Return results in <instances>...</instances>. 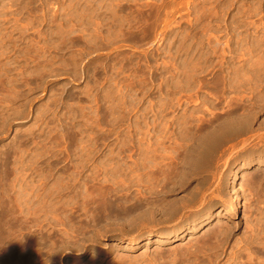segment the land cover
<instances>
[{"label":"rangeland","instance_id":"rangeland-1","mask_svg":"<svg viewBox=\"0 0 264 264\" xmlns=\"http://www.w3.org/2000/svg\"><path fill=\"white\" fill-rule=\"evenodd\" d=\"M226 134L209 172L180 152L190 184L178 196L186 201L201 181L210 200L197 230L157 221L138 234L129 222L113 236L105 227L81 250L68 244L59 264H182L191 255L196 264H264V166L243 170L264 156V0H0V198L18 196L23 215L8 223L28 230L17 235L59 238L64 212L79 215L85 192L155 198L150 175L168 174L171 163L162 157ZM219 228L231 230L229 241L200 248ZM164 231L172 243L145 245ZM134 238L142 244L129 246ZM53 253L34 252L31 264Z\"/></svg>","mask_w":264,"mask_h":264},{"label":"bare ground","instance_id":"bare-ground-1","mask_svg":"<svg viewBox=\"0 0 264 264\" xmlns=\"http://www.w3.org/2000/svg\"><path fill=\"white\" fill-rule=\"evenodd\" d=\"M215 129V128H214ZM231 138L229 134L223 135L220 137L215 143H212L205 147L208 148L206 154L205 151H199L200 147L198 145L195 148H190L187 144L179 146L177 151L174 150V157L171 159H166L162 157L163 160H171V163H166L165 166L168 168V174L163 172V176L157 177L155 173H151L150 180L152 182L151 195H154L155 198H150L145 200H138L135 198H130L128 193H123L118 190H109L104 189L97 192H85L83 194H79V196L83 199V205L80 206L77 213L81 211L79 215H71L64 212L63 217L64 220L61 222V226L64 227V230L59 233L61 236L59 238H53L50 234H45L43 230L30 231L29 235L22 236L17 235V233H23L24 229L21 226H17L16 224L8 223L9 220H12V217L18 218L23 215V211L21 210V205L18 202V196L15 197V200L12 198H8V205H6L2 199L0 198V264H31L33 262L32 254L34 252H41L46 248H50L54 253H59L62 249L69 248V245L73 246L72 250H81L84 246L86 247V241H90L92 243L96 242L98 239V233L101 229L105 227H111L110 232L115 236L118 233L116 227L128 225L129 222L133 229L130 230L131 233L140 234L144 228L146 227H155L157 221L160 223L163 222H174L181 221L186 225L191 226H182V228H186L185 230L190 229V227H196V230L199 227L201 222L196 223V218L201 217L203 214V209L206 206V202L210 201L208 195L206 193L201 192L200 184L201 181L193 187V189L189 190L187 195V200L184 201V197L180 198L178 196L179 192L188 190V185L190 184L188 179V184L184 181V170L183 160L187 159L189 155V160L198 163V160L202 162L204 169L209 172L211 169H214L215 165H218L216 162V155L218 151L221 149V144H223V139ZM221 145V146H219ZM154 147V144L151 145V162L153 168L157 165L158 153L159 151ZM184 154V159L180 158V152ZM165 153V150H163ZM225 153H223L224 155ZM246 161V160H245ZM255 164V165H253ZM264 166V156H256L255 159L248 160L243 164V170H250L254 166L260 167ZM210 169V170H209ZM242 170V169H241ZM240 169L234 170L230 176H228L231 182H235L237 179L241 177ZM193 181H198L194 176ZM163 178V185L165 186L160 194L154 192L155 186H158L159 179ZM260 178L257 174L255 179ZM251 178H247L244 183H239V188H236L235 195L236 198H242L241 189L246 188L248 186V182H250ZM205 180L207 182H205ZM204 182L211 183L209 178L205 179ZM261 181L264 178H260ZM231 184V183H230ZM229 184V185H230ZM87 184H85V187ZM226 187V184H225ZM228 188V185H227ZM229 189V188H228ZM213 194H215L213 192ZM229 195V193H228ZM216 197L213 195V198ZM223 197L224 194H223ZM186 198V196H185ZM73 201L76 202L78 199L73 197ZM158 199L159 201H157ZM212 203L216 204L215 200H211ZM59 204H55L54 208H58ZM73 205V204H72ZM199 208V212H195L196 215L194 217L188 212V209L193 206ZM235 205V204H233ZM242 206V204H241ZM197 210V211H198ZM206 213V212H205ZM231 213V212H227ZM204 215V214H203ZM206 215V214H205ZM233 215V214H230ZM157 216H161V219H157ZM149 217V222L147 221ZM86 222V225L84 224ZM91 226L95 227L94 233L89 237L83 231ZM185 230L181 231L179 234H175V238H180L181 235L184 234ZM79 231L81 238L79 241L70 243L73 234H77ZM230 231L224 228H219L217 230H209L204 234V238L202 240L201 247L204 250H209L212 248L214 244H225L229 241ZM173 234L171 231H164L158 234H150L145 239V245L149 246L151 244H165L172 243V238L166 237L165 235ZM169 239V240H166ZM194 239V238H192ZM129 246H139L142 244V240L138 238H134L130 240ZM180 253H182L180 251ZM58 256L54 255L51 258V264H59L56 262L55 258ZM120 261H126L127 258H120ZM39 261V260H38ZM83 258L78 260H74L69 264H82ZM105 261V258L102 257L100 261H96L95 264H102ZM39 264H45L43 261H40ZM110 264V263H109ZM113 264V263H111ZM182 264H196V260H193L192 255L188 258V260L184 261Z\"/></svg>","mask_w":264,"mask_h":264},{"label":"clouds","instance_id":"clouds-1","mask_svg":"<svg viewBox=\"0 0 264 264\" xmlns=\"http://www.w3.org/2000/svg\"><path fill=\"white\" fill-rule=\"evenodd\" d=\"M57 254H59V253H53L51 255H47L45 257V264H51V258H52V256L57 255Z\"/></svg>","mask_w":264,"mask_h":264}]
</instances>
